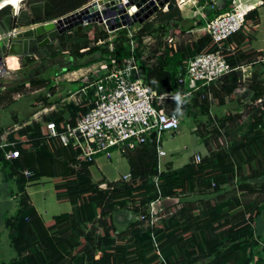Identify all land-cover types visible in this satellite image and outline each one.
I'll use <instances>...</instances> for the list:
<instances>
[{
	"label": "trees",
	"instance_id": "trees-1",
	"mask_svg": "<svg viewBox=\"0 0 264 264\" xmlns=\"http://www.w3.org/2000/svg\"><path fill=\"white\" fill-rule=\"evenodd\" d=\"M88 1L47 0L51 6L49 18L67 14ZM203 1L198 0L197 3L202 5ZM230 7L229 0H222L215 9L204 6L205 18ZM4 10H0V16ZM155 21L159 27L171 28L173 33L176 23L181 24L179 31L182 32L201 25L203 19L190 21L183 29L179 10L169 5L165 11L156 13L154 21L141 23L135 35L138 43L141 37L151 35L150 29ZM256 22V10L251 8L244 13L240 28L226 39L213 42L201 33L186 44L164 46L161 51L154 48L149 55L150 59L154 58L150 64H145L140 58L143 48L134 51L139 74L147 88L154 89L158 94H179L180 101L171 97L163 100V106L167 112L183 118L194 116L196 111L206 113L212 99L219 104L228 102L242 82L240 72L233 70L214 84L187 94L185 85L177 83V73L190 56L220 47V53L231 67L261 66L263 77L258 79V75L252 72L247 85L252 101L257 103L260 99L256 111L243 124L239 114L229 112L218 118L212 133L223 140L211 149L203 138L207 155L197 162L189 161L179 168H167L157 173L154 142L146 141L133 151L122 154L128 163L129 177L107 182L105 189H99L91 181L89 166L92 161L75 159V151L60 146L56 139L41 140L47 133L45 125L50 120L57 132L62 131L66 123L74 124L75 119L87 110L88 96L79 104H65L60 112H52L6 136L1 133L11 125L0 127V142L4 139L15 141L19 153L17 158L5 160L0 150V181L8 183L13 180L18 194L14 214H2L1 217L2 224L9 228L7 236L15 255L6 262L0 261V264H264V230L257 234L254 228L255 218L264 209V61L260 62L261 53L249 46ZM69 33L75 35L68 50L71 60L66 66L54 70L53 75L108 59L109 56L119 61L129 55L126 45L119 41H116L112 51L98 49L104 29L102 25L92 23L80 30L66 31L55 41L38 49L43 56L41 60L55 59L65 48L63 36ZM55 42L61 48L59 52L52 47ZM32 58H21L20 65L32 63ZM6 62L7 65H18L15 57ZM47 80L38 77L16 82L7 88L0 85V104L11 101V94L23 84L43 87L40 99L35 98L31 103L33 107L38 100L43 105L58 101L59 97H46L48 93L53 95ZM76 85L80 86V83ZM31 112L23 115L22 120H26ZM255 113H258L257 117H254ZM11 119L12 123L17 122L16 113L11 115ZM244 167L247 173H244ZM23 169L31 174L24 177L21 174ZM39 177L50 179L56 197L70 204L68 213L52 216L45 222L39 218L24 192V185ZM155 177L162 197L187 193L198 195L199 201L204 200L203 205L208 207L207 214L202 211L194 213V201L189 200L177 207L172 216L159 219L151 226L145 225L143 220L133 219L132 216L143 215L148 202L157 196ZM205 194L211 197L204 198ZM212 195L223 202L212 204ZM224 206L225 211H219ZM117 213L124 216L120 223L124 221L126 227L117 228ZM127 214H131L130 219ZM65 232H69V237L60 238ZM151 236L157 243L159 255L152 247ZM171 246L180 253L179 258L175 255L177 260L163 255L165 249ZM77 254L78 257L75 256Z\"/></svg>",
	"mask_w": 264,
	"mask_h": 264
},
{
	"label": "built area",
	"instance_id": "built-area-1",
	"mask_svg": "<svg viewBox=\"0 0 264 264\" xmlns=\"http://www.w3.org/2000/svg\"><path fill=\"white\" fill-rule=\"evenodd\" d=\"M147 1L145 0V2ZM152 1L153 5L156 6V11L145 20L153 16L160 8L157 5L158 1ZM180 1L168 0L162 4V7L164 6L162 11L166 10L169 5L175 6L180 10L182 6L179 4ZM229 1L231 7L228 10L215 14L208 19L203 15L202 24L187 31L199 32V35L204 33L213 42L222 41L234 34L240 28L243 15L247 11V6L244 4L250 0ZM124 4L126 5L124 6ZM218 4V0H210V4L207 7L215 9ZM87 5L92 7V13H95V20L93 22L82 20L81 25L100 24L103 26L104 31H112L133 25L134 22L130 25H121V20L124 19L123 15L125 14L130 20L136 21V18L142 14L139 9L143 6V4L137 6L136 1L129 3V0H89L80 7H86ZM103 9L109 11L106 16L101 14ZM133 9L136 10L135 13ZM98 18L100 19L99 22ZM105 21H109L110 24H114L117 21L120 24L109 30ZM150 39V36L147 35L141 37L140 43H138L135 33L131 34L128 41L124 42L129 51L128 56L123 57L119 61H116L114 56H109L108 59L103 58L97 61V66L86 72L79 73L76 76L71 73V77L66 78L65 81H78L80 86L77 85L75 89L67 90L65 95L59 99V102L60 104L73 103L76 105L88 96V108L75 119L74 124L66 123L64 129L60 132L56 131L52 120L47 122L45 125L47 133L41 140L56 139L60 146L75 151V159L80 161H93L98 155L109 158L113 151L122 155L125 152L133 151L146 141H153L156 155V171L157 173L164 172L167 169L166 164L169 160L164 158L166 151L160 146L159 135L163 132L174 133L181 119L174 113L167 112L163 106V100L176 96H173L171 92L158 94L154 89H148L139 74L134 51L142 48L147 50ZM102 44L103 40H100L97 46ZM106 49L112 51L113 46L106 47ZM261 61H264V59ZM247 68H249V65L231 67L220 53V47L214 51H200L190 56L183 68L179 70L177 83L185 85L187 88L186 93L189 94L200 87L214 84L219 78L233 70L240 72V81L243 82L246 80L244 72ZM49 77L52 85L60 80L58 75ZM52 108L53 106L37 109L27 120L18 122L19 124L13 123L11 127L3 130L1 135L6 136L9 132L29 125L34 120H41L42 117L47 115V111ZM150 133H153L152 138L149 137ZM0 150L5 160L19 156L18 149L15 148V141L4 139L0 142ZM186 155L189 159H185L180 166L189 161H199L207 155V150L201 145V148L188 152ZM21 174L24 177H28L31 173L27 169H23ZM128 177L129 174L127 173L121 178L126 180ZM156 181L157 178L155 177L154 183L157 196L148 202L146 212L143 215L132 216L133 219L138 221L143 220L145 225L148 224L149 226L161 219L154 211V205L164 198L157 190ZM100 184H97V187L105 189ZM151 241L153 249L159 255L157 243L153 236H151Z\"/></svg>",
	"mask_w": 264,
	"mask_h": 264
},
{
	"label": "rangeland",
	"instance_id": "rangeland-1",
	"mask_svg": "<svg viewBox=\"0 0 264 264\" xmlns=\"http://www.w3.org/2000/svg\"><path fill=\"white\" fill-rule=\"evenodd\" d=\"M197 1L198 0H188L181 6L180 15L185 21L183 22V29H186L188 27L190 21H197L199 19H203L202 8L204 6L209 5L210 0L203 1L201 6L197 3ZM221 2L222 0H218V3ZM163 7L161 6L157 10V12L162 11ZM195 8L199 9V12H196ZM156 13H154L153 16H151L145 21H154ZM143 22H140L138 25L133 24L131 26H124L112 31L105 30L103 37L101 38V40H103V44L101 46L98 45V49L114 46L116 41L122 43L128 41V38L131 34L135 33L136 35V29L140 27L139 25H141V23ZM175 25V32L172 33L173 30H171V28L166 27L164 25L162 27H159L157 25V21L153 23L150 29V49L143 50L142 55L140 56L141 60L145 64H150L154 61V58H149L152 49L156 48L158 51H161L162 47L164 46L175 47L179 44H186L188 42L194 41L199 35V32L187 31L188 29L181 32L179 31L182 29L180 28L181 24L176 23ZM74 37L75 35L72 33L63 36L65 40V48H63V50H61V53L57 55L56 59H54L55 61H52L55 62V70L66 66V64L69 63V60H71L68 57V50L69 44L74 39ZM57 43H53L52 47L55 51L59 52L61 48L57 45ZM88 43H91V41ZM38 51H36L34 54L36 56H32V63L27 64L26 66L16 65L11 68H8V72H6L3 76H0V85H4V87L7 88L8 86H12V84L16 82H27V79L47 77L48 71L46 70V67L52 62L51 60L43 61L44 59L41 61V57L43 56H41ZM87 58H89V56L85 57V59ZM249 83L250 80L248 78L246 79V81H243L241 83V86L244 87ZM60 86H64L68 90H73L76 88L77 85L76 83H60ZM42 91V86H25L23 84V86L19 88V90L12 93L11 101L6 100L0 104V126L12 125L13 123L11 122V115L14 113H16L17 115V122L15 123L25 121L24 119L22 120V118L24 117L23 115L35 110L38 107L40 103L37 102L35 107L31 106V103L35 101V98L40 99V93ZM59 91L60 90H58V92ZM224 104L225 103L219 104L216 102L215 99H212L208 111L206 113H202L200 111L195 110L196 112L194 116H189L185 118L179 116L181 119L180 124L174 133L163 132L159 135L160 146L166 151V155L164 156V158L169 160V162H167L166 164L167 168H179L180 164L185 159H189V157H187L186 155L188 152L196 151V149L201 148V145H203V138L207 140L208 147L211 149L215 148L216 143L220 145L223 139L221 136L212 133V128L216 125L218 118L229 113V110L225 108ZM243 105L245 104L241 103L240 107H243ZM233 109H235V107H233ZM198 132H200V134ZM89 171L92 183L100 184V181L104 182L100 185H103L106 188L107 182H111L113 180H116V182H118L119 179H122L121 176L128 171V163L124 156L119 155L117 152L113 151L111 157L109 158H106L103 155L96 156L92 165L89 166ZM243 171L244 173L248 172L246 167H244ZM26 189L32 207H36L38 209L43 219H49L51 214L55 216L56 214L60 215V213L66 212V209H64V207L67 209L70 208V205L66 200H61L56 197L53 191L52 182L48 178L39 177L37 179L29 181L27 183ZM7 195H9V197H7ZM212 196L214 197L212 198V204H221L223 202L222 200L216 199L214 195ZM203 197L209 198L211 196L205 194L203 195ZM199 199L200 196L190 195L188 193L181 196H166L160 199L157 204L154 205V211L159 215L161 219H167V217L172 216L177 207H179L182 203H184L185 201L193 200L194 206L196 207L194 213L202 211L203 214L206 215L208 212L206 208L208 207H205L203 205L202 201L204 200L199 201ZM17 201L18 194L16 193V186L13 180L8 181V183H2V181H0V261L6 262L15 255L13 249L10 246L9 239L7 236L9 228L5 227L2 224L1 216L4 213H6V216H11L12 214H14V211L17 209L18 205ZM217 206L218 205L215 206L216 209ZM219 211L224 212L225 206ZM126 224L127 223H125L124 221L123 223H120L119 221V223L117 224V228H124L126 227ZM257 226L258 230H260L261 228L259 224ZM263 230L259 233H262ZM64 237H69V232H65L64 234L60 235V238ZM69 255L70 254L68 253V256ZM163 255H168L174 260H177L175 255L178 258L180 257V253L177 252V249H175L174 246L166 248ZM75 256L78 257V254ZM74 264L79 263L76 262Z\"/></svg>",
	"mask_w": 264,
	"mask_h": 264
},
{
	"label": "water",
	"instance_id": "water-1",
	"mask_svg": "<svg viewBox=\"0 0 264 264\" xmlns=\"http://www.w3.org/2000/svg\"><path fill=\"white\" fill-rule=\"evenodd\" d=\"M6 1L8 0H0V5ZM133 1H136L137 6L143 4L139 9V12L142 13L141 16L136 18V21H132L124 14L121 25H130L133 22L135 25H138V23L156 11V6L153 5L152 0H148L147 2L145 0H129V3ZM156 1H158L157 5L161 7L168 0ZM4 8H7L8 12L0 16V76L7 70L5 62L7 57H30L37 49L53 42L64 32L80 30L82 28V20H86L87 22L95 20V13H92L90 5L79 7L56 18H49L51 6L46 0L38 4L37 7L28 6L14 9L11 5L0 6V10ZM108 13L109 11L105 9L101 10L103 16H106ZM97 20L98 22L100 21L99 18ZM105 23L109 30L120 24L117 21L114 24H110L109 21H105ZM149 137L152 138L153 133H150ZM126 217L130 219L131 214H127Z\"/></svg>",
	"mask_w": 264,
	"mask_h": 264
},
{
	"label": "crops",
	"instance_id": "crops-1",
	"mask_svg": "<svg viewBox=\"0 0 264 264\" xmlns=\"http://www.w3.org/2000/svg\"><path fill=\"white\" fill-rule=\"evenodd\" d=\"M244 5L247 6L246 7L247 10H249L251 8H255V10H256L257 22L255 24V34H254V37L251 40L249 46H250V48L254 49L255 51L261 53V57H260V62H261V60L264 59V2H262V0H250V1L246 2ZM198 10L199 9L195 8V11L196 12ZM179 12H180V10H179ZM202 12H203V15L205 16V14H204V8H202ZM182 20H183L182 23L185 22L183 18H182ZM229 49L231 51L230 46H229ZM15 58H16L17 64L20 65V59L23 58V56L22 57H15ZM53 61H55V60L53 59ZM54 64H55V62L54 63H50L46 67V70L48 71V76L45 77V79H48L47 81L49 82L50 86L53 89V95L51 96L48 93V96H46V97H48V98L59 97V99L62 96H64L65 95V92L68 90L64 86H60V83L61 84L62 83L63 84H68V83L74 84V83H77L78 82V81H65L66 78H70L71 77V75H72L71 73H73V75L76 76L79 73L86 72L87 70L92 69L95 66H97V63L96 62H93V63L88 64L87 66L80 67V68H77L75 70H69V71H66L64 73L55 74V75H58V78L60 80L56 84L52 85L51 84V81L49 80L50 79L49 76H53V74H49V73H52L55 70ZM6 69H7L6 72H8L9 69H8L7 66H6ZM50 71H52V72H50ZM245 72H244L245 79H248V78L250 79V76H251V73L252 72L253 73L255 72V74L258 75V79H261L263 77L261 66H259L258 64L249 66V68H247L245 70ZM241 83L234 90L233 94L229 97L228 102H226L224 104V106H225L226 109L229 110V112L231 114H239L240 115V120L242 121L241 123L243 124V123L246 122V120H247L248 117H250L252 114H254V112L257 109V107H254V106H256L258 104V102H260V99H259V101L257 103L255 101H252V99H251V90L248 88L247 85L244 86V87L241 86ZM58 90H60V91L58 92ZM37 102L40 103V104L38 105V107L35 110H33L30 113V115L34 111H36L37 109H40V108H43V107H50V106H53V108L51 110L47 111V115L50 114V113H52V112H54V113L55 112H60V110H62L63 109V106L65 105V104H60L59 100L56 101V102H53L51 104H48V105H43L42 104V101H40V100H38ZM241 103H243L245 105H243V107H240L241 106ZM233 107H235V109H233ZM257 115H258V113H255L254 117H257ZM4 126H0V127H4ZM7 128H9V127H5L3 130H5ZM93 161H92V163H93ZM127 173H128V171L126 173H124L122 176L126 175ZM113 181H111V182H113ZM99 183L103 184L104 182H101L100 181ZM26 186H27V184L24 185V192L26 193V195L28 197V200H29V203L31 204V201L29 199V195H28ZM34 209H35L37 215L39 216V218L43 222L48 221L49 219H51V217L53 215V214H51L49 219H43V217L41 216V214L38 211V209L36 207H34ZM64 209H66V212H62V213H68L70 211L71 207L69 209H67V208L64 207ZM62 213H60V214H62ZM5 214L6 213H4V215ZM123 218H124V216H122L121 214H118V213L116 214V219L118 221L121 222L122 220H124ZM258 224H259V226L261 228L260 230H258V226H257ZM254 228H255L257 234L264 229V209L261 210L260 211V214L255 218V220H254Z\"/></svg>",
	"mask_w": 264,
	"mask_h": 264
},
{
	"label": "flooded vegetation",
	"instance_id": "flooded-vegetation-1",
	"mask_svg": "<svg viewBox=\"0 0 264 264\" xmlns=\"http://www.w3.org/2000/svg\"><path fill=\"white\" fill-rule=\"evenodd\" d=\"M42 1H44V0H26V1H22L21 3H20V5H19V9H21V8H23V7H28V6H35V7H37V5L38 4H40ZM47 1V0H46ZM8 12V9L6 8L5 10H4V12L2 13V15H4L5 13H7ZM1 15V16H2ZM39 20V19H38ZM38 20H36V21H38ZM38 50V49H37ZM36 50V51H37ZM35 51V52H36ZM35 52H34V54H35ZM32 55V56H35V55ZM32 56H30V57H32ZM23 57H26V56H23ZM50 61L51 60V62L53 61V59H51V58H46V59H44L43 61ZM42 61V60H41ZM52 63H54V62H52ZM54 66H55V64H54Z\"/></svg>",
	"mask_w": 264,
	"mask_h": 264
},
{
	"label": "bare ground",
	"instance_id": "bare-ground-1",
	"mask_svg": "<svg viewBox=\"0 0 264 264\" xmlns=\"http://www.w3.org/2000/svg\"><path fill=\"white\" fill-rule=\"evenodd\" d=\"M24 1V0H23ZM185 1L186 0H181L180 2H179V4L180 5H182V4H184L185 3ZM22 2V0H8V1H6L5 3H3V4H1V5H11L14 9H16V8H19V5H20V3ZM182 3V4H181ZM0 5V6H1ZM126 5V4H125ZM124 5V6H125ZM134 10V9H133ZM246 10H247V8H246ZM136 12V10H134V13ZM11 57H13V56H11ZM11 57H7V59H9V58H11ZM7 59L5 60V62L7 61ZM7 63V62H6ZM6 66L8 67V68H11V67H13V66H16V65H7L6 64Z\"/></svg>",
	"mask_w": 264,
	"mask_h": 264
},
{
	"label": "clouds",
	"instance_id": "clouds-1",
	"mask_svg": "<svg viewBox=\"0 0 264 264\" xmlns=\"http://www.w3.org/2000/svg\"><path fill=\"white\" fill-rule=\"evenodd\" d=\"M175 99H176L177 101H180V100H181V97H180V95H179V94H177V95H176V97H175ZM177 111H179V109H177Z\"/></svg>",
	"mask_w": 264,
	"mask_h": 264
}]
</instances>
